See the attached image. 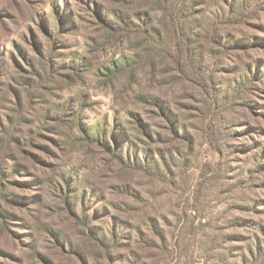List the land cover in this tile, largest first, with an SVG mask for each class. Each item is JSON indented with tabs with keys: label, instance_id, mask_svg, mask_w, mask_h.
Returning a JSON list of instances; mask_svg holds the SVG:
<instances>
[{
	"label": "rangeland",
	"instance_id": "1",
	"mask_svg": "<svg viewBox=\"0 0 264 264\" xmlns=\"http://www.w3.org/2000/svg\"><path fill=\"white\" fill-rule=\"evenodd\" d=\"M99 127L128 163L81 132ZM0 159V264H264V0H0Z\"/></svg>",
	"mask_w": 264,
	"mask_h": 264
},
{
	"label": "trees",
	"instance_id": "2",
	"mask_svg": "<svg viewBox=\"0 0 264 264\" xmlns=\"http://www.w3.org/2000/svg\"><path fill=\"white\" fill-rule=\"evenodd\" d=\"M112 2H117V3H121L123 6H126V4L129 2V0H110ZM95 13L97 15H99V19L103 25V29L107 30L108 32H114V31H118L120 30V28L116 23H114V21H112L108 15L104 14L102 12V8L101 11L97 10L95 11ZM239 15L240 14H236L233 11H230L229 14H225L223 15L220 20H237L239 19ZM117 17V14L115 15ZM127 26H129L130 22L125 21L124 22ZM217 26V25H216ZM216 28V27H215ZM216 29V33H217ZM49 32V31H47ZM51 33V32H49ZM50 34V39L52 42V46H59V40L57 37L54 38V36ZM218 39V41H217ZM214 41L218 43V45H222L225 44L223 43L222 39L219 37L218 34H216V36H214ZM57 49L52 50L50 56L48 57V61L46 62V58H45V54L42 52V50L38 49V52L40 54V57L42 58L41 62L43 64H46L48 67V70H50V72H54L55 73V67H56V63H55V58L58 56L56 53ZM79 60H83L77 56L73 57L72 60L70 62H64L62 63L63 65V69L64 67H66V70H73L78 72L79 71V67H76V63ZM45 62V63H44ZM124 65L120 64V65H114V68H121ZM59 70V69H58ZM57 70V72H58ZM108 71L114 72L113 68H109ZM198 71V70H197ZM198 75L200 76L203 84L205 86H209L211 83V79H209V77L207 76L206 72H197ZM159 102V101H158ZM157 106H159L160 110H163V112H165V108L164 104H161L160 102L157 104ZM171 115V114H169ZM140 120V126L143 124L145 127L148 126L147 124H144L142 122L141 119ZM142 125V127H143ZM81 132L85 135V137L87 138V140L90 141H95L96 143H99L105 147H108L109 150L111 151V153H113L114 156H117L120 161L124 164L128 163V161L125 160V156L121 153L120 149H119V142L117 141V139L115 138V136L113 135L114 132H112V135H108L105 131V129L99 127V128H95L90 130V129H82ZM38 135V132L34 133V135H32V137H35ZM116 135V133H115ZM110 139V140H109ZM113 144H118L117 146H115V148H113L114 145ZM17 144H20V142H17ZM112 145V146H111ZM6 159H0V194H4L5 191H7V185L6 182L9 179L8 176V172L9 170V166L6 163ZM141 164V163H140ZM140 167L142 169H146V165L141 164ZM64 173H60L61 175V181L59 183V189L57 190L58 192H60L61 196V200H62V204H63V210L67 213V215L69 216L68 218L72 221H74L75 223H77L78 225H82L85 224L86 226H88V217L87 214L79 209V202L80 200H82L81 196H85L87 195L88 191L85 188V184L82 183V177L80 176V173L76 171L75 167H72L68 170V168L65 166L64 167ZM16 169V168H15ZM34 182L30 181L28 183V185H32ZM73 186V187H72ZM93 193L96 194L97 190L95 188H93ZM43 201V197L41 195H37L35 197L32 198V200L30 201V204L28 205L31 206V203H36L35 208H34V213L39 212V204H41V202ZM82 202V201H81ZM80 202V203H81ZM33 210V209H30ZM87 221V223H86ZM92 229H94L93 226H91L90 228V232H91V237L93 239H95L98 243L100 244H105L107 242H109L108 240H106V234L101 233V232H93ZM56 241L59 242V246L61 247V249H65L68 246H72V243H68L67 241H63L62 239L58 236H55ZM75 253H77L76 251H74ZM47 258V257H46ZM49 263H51V259L47 258Z\"/></svg>",
	"mask_w": 264,
	"mask_h": 264
}]
</instances>
